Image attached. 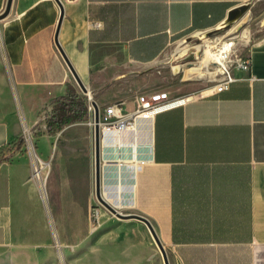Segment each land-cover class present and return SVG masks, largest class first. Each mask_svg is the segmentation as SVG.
I'll return each mask as SVG.
<instances>
[{
	"label": "crops",
	"instance_id": "obj_1",
	"mask_svg": "<svg viewBox=\"0 0 264 264\" xmlns=\"http://www.w3.org/2000/svg\"><path fill=\"white\" fill-rule=\"evenodd\" d=\"M59 1L57 39L81 81L97 105L120 102L128 112L172 42L222 27L251 0ZM60 15L57 0L11 1L0 34V90L8 89L7 70L19 111L0 114V150L23 129L31 135L51 208L67 220L66 240L86 243L83 264H164L149 228L135 218L110 219L102 211V231L86 241L88 213L75 194L93 182V133L75 131L58 143L67 128H90L93 114L87 110L86 119L55 133L46 127L57 99L70 90L86 99L54 40ZM237 52L250 66L235 68L227 89L169 94L177 103L154 116L151 146L134 173L132 213L149 219L170 264H264V34ZM34 160L20 147L0 161V264H9L2 251L32 246L26 240L40 232Z\"/></svg>",
	"mask_w": 264,
	"mask_h": 264
},
{
	"label": "rangeland",
	"instance_id": "obj_2",
	"mask_svg": "<svg viewBox=\"0 0 264 264\" xmlns=\"http://www.w3.org/2000/svg\"><path fill=\"white\" fill-rule=\"evenodd\" d=\"M247 5L248 9L244 13L241 14L239 11V13L233 18L230 17V19L222 25L223 27L220 30L211 35L212 38L214 36L220 37L222 34L230 33L237 36L235 38L237 46L245 47L264 34V0H251ZM5 17L0 18V34L2 22ZM201 36V34H193L177 39L171 43L164 55L150 66L149 75L146 77V81L149 82L148 87L136 92L137 95L132 98V105L128 111H131L138 106V96L148 99L151 94L158 91H167L169 94L193 95H201L210 91L211 83L207 79L209 77L208 74L204 75L205 77H199L195 74L191 78H187L185 74L186 68L194 67V65L198 66L202 62V53H198L197 58L191 57L192 55L197 54L192 52H194L197 45L201 44L203 39H205ZM3 53L4 51L0 37V57L2 64L4 63ZM173 64L181 65L180 71L177 74L174 73ZM4 74L8 82V89L5 94L1 93L3 91L0 90V100H7L8 104L4 105L0 103V114L5 113L4 110L8 112L7 114H17L19 111V104L10 82V75L7 70H5ZM77 87L80 93L83 94L78 85ZM106 105L103 106L105 107ZM103 106L98 105L99 112H102ZM91 120L92 117H90V119L88 118V122H91ZM75 131L93 133V128L91 125L90 128H87L86 126L67 128L62 136H60L59 142L61 143H58V145L63 144L66 136L74 135ZM23 133L24 135L19 137L9 147L0 150V161L9 158L17 148L24 147L29 151L30 148L34 146L33 139L28 131L23 129ZM43 141L44 140L40 139L35 143L36 150L41 148ZM46 144L47 146H50V148L56 145V143L49 142ZM91 146L93 147L92 143ZM42 182H44L42 194L40 192L39 196L41 209L43 211V217L39 219L38 224L40 232L26 240L34 244L32 246L25 244L27 248L22 250H4L1 255L7 257L9 264H83V262L80 261L79 250L81 247H84L86 243L82 246L79 245V236L77 239L71 241L66 240L67 237H65L64 234V224L67 223V220L66 218H60L55 215V211L51 208L48 186L45 184L44 180ZM44 184L46 193H44ZM77 187L78 189L75 196L81 201L82 206L86 208L88 213V238L86 241L90 243L103 229L99 226L100 212H105L110 219L119 217L111 213L97 200L94 192V178L90 187L87 188L84 185ZM90 209L92 218L89 217ZM132 212H136V210H133V208L126 209L122 213ZM79 227L80 225H78V228ZM167 255L169 260L172 261L168 250Z\"/></svg>",
	"mask_w": 264,
	"mask_h": 264
},
{
	"label": "built area",
	"instance_id": "obj_3",
	"mask_svg": "<svg viewBox=\"0 0 264 264\" xmlns=\"http://www.w3.org/2000/svg\"><path fill=\"white\" fill-rule=\"evenodd\" d=\"M223 27V26H222ZM222 27L217 28L213 31L208 32H199L195 34H201L203 42L198 44L196 50L192 53H197L191 57L197 58L198 53H202V61L205 57L206 50H210L211 56L206 65L201 62V69L207 70L208 80L211 83L210 90L214 92H220L224 89H227L229 84L235 79L233 75V70L235 68H240L247 70L250 66V59L241 55L237 52V44L235 38L237 36L225 33L220 37L211 35L215 34ZM199 66V65H198ZM194 67H197L194 65ZM86 95V107L87 110L93 114L94 107L92 101H94L91 93ZM138 106L128 112H124L120 106V102H114L106 105L102 112H99V128L100 134L103 126L106 125L108 128L115 127L119 123L129 124L135 120V117H139V120L148 119L152 121L154 116L169 107L176 105L177 101L170 98L169 92L167 91H158L149 96L148 99H144L142 96H138ZM93 116V115H92ZM89 124L94 126L93 117ZM103 125V126H102ZM101 140V135H100ZM102 148V145H101ZM29 153L31 158L34 160L32 164V177L38 182L40 192L42 194V177L41 169L44 165L43 162L39 161L36 157L34 146L30 148Z\"/></svg>",
	"mask_w": 264,
	"mask_h": 264
},
{
	"label": "bare ground",
	"instance_id": "obj_4",
	"mask_svg": "<svg viewBox=\"0 0 264 264\" xmlns=\"http://www.w3.org/2000/svg\"><path fill=\"white\" fill-rule=\"evenodd\" d=\"M239 9L242 14L248 9V5L243 4ZM210 56V50H206L202 61L204 65L207 64ZM201 68V65L186 68L187 78L195 74L199 77L206 75L207 70ZM178 70L179 67L175 66L174 72ZM151 131V121L139 120V117H135V120L129 124L119 123L113 128L104 125L101 130L102 158L105 161L102 164L101 194L118 212L134 206V173L138 163L142 162V153L147 152L151 146Z\"/></svg>",
	"mask_w": 264,
	"mask_h": 264
},
{
	"label": "water",
	"instance_id": "obj_5",
	"mask_svg": "<svg viewBox=\"0 0 264 264\" xmlns=\"http://www.w3.org/2000/svg\"><path fill=\"white\" fill-rule=\"evenodd\" d=\"M11 1L12 0H7L4 9L0 12V18L5 17L10 10V6H11ZM60 8H61V15H60V19L58 21L57 27H56V31H55V36H54V40L55 43L57 45V48L59 49L60 54L62 55L65 63L67 64L69 70L71 71L77 85L79 86V88L81 89V91L84 94H88L90 93L89 90L87 89V87L83 84V82L81 81L80 77L78 76L77 72L75 71L73 65L71 64L70 60L68 59L67 55L64 53L63 49L61 48L58 39H57V32L59 29V24L61 21V16L63 15V8H62V4L60 3L59 0H57ZM239 9H236L235 11L232 12L231 14V18H233L237 13H239ZM93 107H94V111H93V121H94V126H93V139H94V151H93V155H94V192H95V196L97 198V200L104 206L106 207L111 213H113L115 216L119 217V218H135L138 219L142 222H144L147 227L149 228L152 237L155 241V243L157 244L162 257H163V261L164 264H170L169 263V259L167 256V252L163 246V244L161 243L157 233L155 232L151 222L149 221V219H147L146 217H144L143 215L137 214V213H122V212H118L111 204H109L102 196L101 194V189H102V152H101V140H100V128H99V107L96 104L95 101L91 102Z\"/></svg>",
	"mask_w": 264,
	"mask_h": 264
},
{
	"label": "trees",
	"instance_id": "obj_6",
	"mask_svg": "<svg viewBox=\"0 0 264 264\" xmlns=\"http://www.w3.org/2000/svg\"><path fill=\"white\" fill-rule=\"evenodd\" d=\"M85 97L70 90L65 97L56 100V105L46 119L48 133H55L75 120L87 118Z\"/></svg>",
	"mask_w": 264,
	"mask_h": 264
}]
</instances>
